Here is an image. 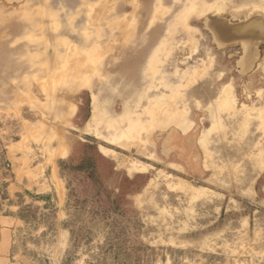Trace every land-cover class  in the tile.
<instances>
[{
  "label": "rangeland",
  "instance_id": "374dc122",
  "mask_svg": "<svg viewBox=\"0 0 264 264\" xmlns=\"http://www.w3.org/2000/svg\"><path fill=\"white\" fill-rule=\"evenodd\" d=\"M218 16L264 0H0V170L11 146L64 184L19 195L13 256L264 264V41L244 74Z\"/></svg>",
  "mask_w": 264,
  "mask_h": 264
},
{
  "label": "crops",
  "instance_id": "0c3cea01",
  "mask_svg": "<svg viewBox=\"0 0 264 264\" xmlns=\"http://www.w3.org/2000/svg\"><path fill=\"white\" fill-rule=\"evenodd\" d=\"M11 150V146L6 147L7 158L10 161L11 158L16 159L10 175H5L0 170V264H27L28 260L22 255L13 256L14 238L18 227L21 226V221L15 214L21 207L19 195H23L26 202L30 201L27 194L51 195V201L58 199V207H61L64 201V184L55 168L51 167V173L46 176L44 173L48 166L44 167L41 163L32 164L29 155L19 156V151ZM256 252L255 260L264 262V249L259 248Z\"/></svg>",
  "mask_w": 264,
  "mask_h": 264
},
{
  "label": "water",
  "instance_id": "95a60500",
  "mask_svg": "<svg viewBox=\"0 0 264 264\" xmlns=\"http://www.w3.org/2000/svg\"><path fill=\"white\" fill-rule=\"evenodd\" d=\"M206 26L212 32L214 40L219 47H226L233 43H239L242 46L243 54L238 64L244 74L250 71L260 59L259 46L264 41V23L260 16L247 18L237 23H232L227 18L218 16L214 20H207ZM217 30L222 31L226 36L217 35ZM247 41L252 44L254 55L250 59L248 66L243 68L240 61L245 55L244 43Z\"/></svg>",
  "mask_w": 264,
  "mask_h": 264
}]
</instances>
